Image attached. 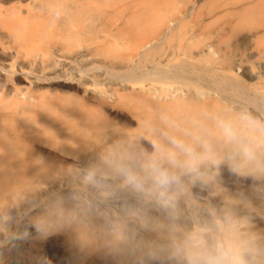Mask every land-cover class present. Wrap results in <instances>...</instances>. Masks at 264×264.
<instances>
[{
    "label": "bare ground",
    "instance_id": "1",
    "mask_svg": "<svg viewBox=\"0 0 264 264\" xmlns=\"http://www.w3.org/2000/svg\"><path fill=\"white\" fill-rule=\"evenodd\" d=\"M176 1L178 0H0V210L7 209L11 196L30 189L42 171L59 169V166L64 165V156L60 157L57 153L69 155L74 148L83 145L101 120L100 111L104 99L103 102L94 99L96 101L91 104L90 97L77 86L74 87L76 93L59 90L65 84L75 82L74 61L79 58L83 62L78 72L86 74V61L91 56L110 55V58L114 56L117 59L130 56L127 54L124 57V54L120 55L115 51L119 40H133L137 49L157 47L174 28L172 25L176 22V16H170V13ZM190 1L193 3L187 11L195 13V21L199 19L201 8H208L206 15L213 17L215 9L221 7L225 22L233 21L237 27L251 26L255 31L253 40L257 44H264V0H201V4L198 3L199 0H182L185 4ZM110 18H122L123 23L108 34L111 31H108ZM190 38L192 41L189 42L192 44L181 53L185 56L184 60H187H182L169 69H162L155 64L152 72L174 80L177 78L186 81L193 78L195 83L202 86H199L200 89L209 90L207 93H184L181 90V94L175 90L173 93L176 94H171L168 89L167 93H157L158 89L155 88L154 100H150L145 92L142 97L137 94L120 95V99L130 103L135 112L133 116L137 118L135 122L138 121L136 126L142 132L150 130V138L154 136V142L162 139L163 133L182 135L194 124H211V118L216 116L234 117L238 113L233 111L236 102L224 94L222 88L235 90L242 97H247L248 103L256 106V109L264 110V94H261L264 93L261 92L264 91V76L239 75L243 70V61L240 59L229 61L225 66H200V61L212 64L208 56L215 55L216 51L213 47L203 48L200 27ZM76 44L81 50L73 52L72 47ZM90 47L94 51L90 52ZM173 55L171 58H175ZM260 56H264V53H260ZM134 69L130 73L135 74ZM194 75L201 76V79H195ZM199 87L197 85L198 90ZM260 113L252 114L264 121ZM124 136L130 140L135 135L125 133ZM52 149L58 152L55 154ZM217 150L222 155H226L228 151L219 141ZM79 167L83 170L86 168L83 164ZM199 184L194 185L195 191L188 185L186 203L192 204V199L205 201L210 195L208 187ZM225 191L223 200L227 217L244 223L247 216L237 215V196L234 191ZM49 202L50 199L46 203ZM108 202L116 206L120 199L114 197ZM180 203L177 209L179 220L171 219L163 209L154 215L157 223L153 224V236L147 237L140 248L127 243L116 229L111 236L114 243L112 253L119 264H177L170 250L185 232L193 230L195 226L188 206L185 204L182 207ZM56 210L62 211V208ZM207 221L202 219L201 224ZM174 222L186 227V230L169 231L167 225ZM73 226V233L81 236L72 237L79 241L87 239L88 232L80 222H73ZM244 234L254 236L259 244L264 245V231L254 233L247 228ZM43 238L48 236L41 239ZM13 241L6 236L0 238V243L4 245L0 248V264H25L24 260L30 264H47L33 249L34 245H39L40 239H25V251L21 253L10 248ZM90 261L95 263L94 260ZM65 264L81 262L71 257V261ZM100 264L108 262L101 260Z\"/></svg>",
    "mask_w": 264,
    "mask_h": 264
},
{
    "label": "rangeland",
    "instance_id": "2",
    "mask_svg": "<svg viewBox=\"0 0 264 264\" xmlns=\"http://www.w3.org/2000/svg\"><path fill=\"white\" fill-rule=\"evenodd\" d=\"M176 2L170 13V16L172 14L176 16V22L172 25L174 28L167 39L157 47L137 49L133 40L129 41L131 45L129 42L123 41L126 44L124 45L119 40L118 44L116 43V49L114 45L115 51H118L117 53L120 55L124 54V57H127V54L132 57L128 56L126 60L114 58L112 55L111 58L110 55L104 56L105 58L103 56H91L86 61L88 65L86 74L78 72L83 62L79 58L74 61L75 73L73 78L75 82L70 85L65 84V87L59 88V90L76 93L74 87L77 86L82 93L85 92L84 94L90 97L91 104L96 100L103 102L104 99L102 110L100 109L101 120L92 134L84 141V146L74 148L69 155H62L52 149L53 153L58 152V156H64L65 167L61 165L62 168L59 166V169H47L46 172L44 170L45 173L42 171L40 177L38 176V179L33 181L35 183H31L30 189L11 196L7 209L5 211L0 210V236L14 240L10 247L13 251L24 252L25 239H40L39 245H34L33 249L40 254L47 264H65L71 261V257L81 264H92L90 260H94V264H100L101 260L107 261L108 264H119L112 253L114 243L111 236L116 232V229L123 238L125 237L127 243L134 247L137 246L136 248H140L147 237L153 236V224L157 223L154 220V215L159 210L161 211V208L153 200L138 197L130 191L120 188L119 183L111 178L108 182L114 189V195H105L99 189L89 185L84 177L87 170L101 165L102 158L109 154L151 153L154 151L155 138L154 136L150 138L152 132L150 130L146 132V129L142 132L136 126L138 121L135 122L137 120L134 117L135 112L130 107V103L120 99L121 94H137L139 97L147 94L146 96L150 100H154L156 96L153 95V92L157 89V93H163V91L167 93L168 89L171 94L178 92L182 94L183 91L184 93L194 91L195 94L198 93L196 91L206 93L209 91H205L206 88L200 89L202 86L197 82L196 84L193 78L186 81L176 78L177 81H175L174 78L152 72V67L156 66L155 64L162 69H169L172 65L176 66L184 60L185 56L181 53L185 49H189L188 46L192 44L189 42L192 41L190 37L198 27H200L201 40H204L205 43H203V48L213 47L216 51L215 55L208 56L210 59L208 60L212 64L200 61V66H225L224 64L229 61L240 59L243 61V70L239 75L246 77L251 75L264 76V56H260V53H264V44H257L253 40L255 31L252 30L251 26L237 27L233 21L232 23L225 22L226 19L222 15L223 8L221 7L215 9L216 12L213 17L206 15L208 8H201L199 19L195 21V13L187 11L193 2L190 1L186 4L182 0ZM198 3L201 4V0ZM108 21L111 23L110 26L108 25V31L111 29L110 32H107L108 34L113 33L115 27L123 23L122 18H110ZM78 44L72 47L73 52L81 50ZM93 49L90 47L89 51L91 52ZM172 54L175 55H173L175 58H171ZM185 60L187 59L185 58ZM131 69H134L135 74L130 73ZM200 77L194 75L195 79H201ZM79 79L84 81L81 82ZM21 85L24 84L21 83ZM197 85L200 86L199 90ZM174 91L176 93H173ZM221 91H224V94L236 102L233 111L248 110L254 114L264 111L256 109V106L248 103L247 97H242L233 89L225 90L222 88ZM118 94L119 96H117ZM130 113L132 115H129ZM259 115L264 117V113ZM125 133H134L135 136L129 140L124 136ZM122 136L126 138L123 137V139ZM261 159L264 160V156ZM80 164L85 165L86 168L80 169ZM207 173V181L198 183L210 190V195L205 201L190 199L193 205L189 202L186 203L188 190L185 192L186 194L184 193L185 197L183 195L179 200V203H182H180L181 206L185 204L186 207L188 206L193 222L195 220L194 229L201 225L202 219L212 222L227 217V208L224 206L223 200V195L227 189V191H234L237 196V215L247 216V219L243 220L244 223L238 222L240 231L244 233L247 228L248 231H254V233L264 231V172L241 176L231 170L229 163L224 162L219 167L208 169ZM189 186L192 189L196 187L194 185ZM114 197L120 199V203L116 206L108 202ZM48 199L50 202L46 203ZM56 208H62V211H57ZM73 222H80L85 227L88 232L87 239L79 241L76 237H72L81 236L73 233ZM167 226H169V231L186 230V227L175 222ZM44 236H48V238L41 239ZM3 246L0 243V248ZM170 254L172 255V249ZM23 262L30 264L26 260Z\"/></svg>",
    "mask_w": 264,
    "mask_h": 264
},
{
    "label": "clouds",
    "instance_id": "3",
    "mask_svg": "<svg viewBox=\"0 0 264 264\" xmlns=\"http://www.w3.org/2000/svg\"><path fill=\"white\" fill-rule=\"evenodd\" d=\"M211 120L182 135L163 133L151 153L109 154L84 179L105 195H114L109 178L119 181L120 188L153 200L179 220L180 198L188 185L207 181L208 169L227 162L241 176L264 172V121L248 110ZM217 141L226 146V155L217 150ZM172 258L177 264H264V245L224 217L185 232L173 244Z\"/></svg>",
    "mask_w": 264,
    "mask_h": 264
}]
</instances>
